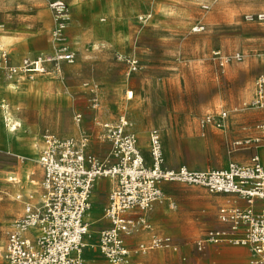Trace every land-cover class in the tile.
<instances>
[{
  "label": "rangeland",
  "instance_id": "rangeland-1",
  "mask_svg": "<svg viewBox=\"0 0 264 264\" xmlns=\"http://www.w3.org/2000/svg\"><path fill=\"white\" fill-rule=\"evenodd\" d=\"M54 1H64L68 6L66 43L78 55L74 64H62L58 80L43 76L41 133L50 130L63 137L86 133L91 138L88 155L104 164L110 146L103 141L99 125L125 117L148 162H151L149 132L156 128L163 136L167 167L185 166L191 170L218 169L236 156L250 159L254 150L247 146H253L258 139L264 144V133L258 129L264 124V115L238 116L256 110L252 102L257 84L264 80V23L245 19L246 15L264 12V0H0V36L37 31L38 28L29 29L25 20L43 9L54 17L50 8ZM205 5L209 10L203 9ZM142 17L147 21H141ZM200 26L205 30L193 32ZM52 30V52L42 55L37 51L34 57L55 54L58 44L52 38ZM125 30H128L126 37L121 33ZM215 52H220L221 58L215 57ZM118 53L125 54L127 59H138V70L129 73L127 60L119 59ZM222 58H228L229 62L223 63ZM95 69L100 78L121 85V90L104 96L100 86L93 87L88 78ZM38 92L34 89L32 96ZM130 92L133 98H129ZM247 93L252 94L251 98L241 105L240 98ZM220 110L229 116L226 129L209 130L202 136L199 118ZM75 115L82 116L79 125L73 121ZM232 118L238 130H233ZM101 142L106 145L99 146ZM237 143L243 146H236ZM6 157H0V171L11 163ZM28 175L16 177L15 183L9 181L13 175L0 172V245H6L13 229L10 228L23 216L24 203L40 200L42 175L39 172L30 175V189L25 184ZM10 185L16 187L12 197ZM103 185L98 180L92 190L91 210L100 206L105 211L109 205ZM110 185L108 182L104 187ZM165 185L173 187L176 208L189 221L193 234L202 239L203 249L198 252L216 256L222 246L249 249L234 245L229 237L219 244L210 241L208 231L220 228L218 206L213 208L216 195L195 186ZM97 190L101 191L98 198ZM17 196L22 200H17ZM89 216L88 211L87 222ZM210 245L214 248L211 252L207 250Z\"/></svg>",
  "mask_w": 264,
  "mask_h": 264
},
{
  "label": "built area",
  "instance_id": "built-area-1",
  "mask_svg": "<svg viewBox=\"0 0 264 264\" xmlns=\"http://www.w3.org/2000/svg\"><path fill=\"white\" fill-rule=\"evenodd\" d=\"M50 8L55 18L52 38L58 44L55 54L26 58L20 65L12 66L7 53L0 51V65L8 80L26 78L32 81L36 75L60 76L62 64L76 62L77 52L66 43L68 6L64 1H54ZM203 9L209 10V6ZM245 19L264 23V12L246 15ZM140 20L146 22L147 18ZM204 30V26H200L193 32ZM214 55L221 58L220 52ZM124 59L129 73L138 70V59ZM228 62L225 58L223 63ZM252 106L264 110V80L257 84ZM81 120V115L73 117L76 125ZM228 120V113L220 110L200 117L198 127L205 136L209 130H225ZM99 127L103 141L110 145V154L104 164L88 155L91 138L86 133L61 137L47 130L42 134L40 200L24 203V214L8 235L5 251L11 264H86L84 253L88 249L98 250L109 264H128L125 236L130 235L136 225L133 212L149 210L160 201L164 183L195 186L212 195L235 197L231 204L219 208L220 228L209 230L208 237L215 244L227 242L225 238L229 237L234 245L248 246L252 264H264V161L260 155L264 144L261 140L247 146L254 150L247 164L229 161L223 168L191 170L185 166L167 167L163 136L156 128L149 132L151 162H148L139 138L130 131L125 117ZM258 129L264 133V124ZM246 143L249 145L251 141ZM236 146L243 145L237 143ZM102 178L114 182L105 210L111 225L100 230L94 238L85 218L94 184ZM17 200L22 197L17 196ZM172 245L170 237H162L155 238L151 247L170 248Z\"/></svg>",
  "mask_w": 264,
  "mask_h": 264
},
{
  "label": "crops",
  "instance_id": "crops-1",
  "mask_svg": "<svg viewBox=\"0 0 264 264\" xmlns=\"http://www.w3.org/2000/svg\"><path fill=\"white\" fill-rule=\"evenodd\" d=\"M25 21L29 24V29L38 28L37 31L10 32L5 36H0V51L7 53L9 64L12 66L19 65L18 63L26 58L34 59L40 57L33 56L37 51H40L42 55H50L52 52L50 32L55 24L52 13L49 10L43 9L38 11L32 18ZM74 31H72V35H74ZM121 33L122 35L124 33L126 37L128 35V30ZM38 39H43V41H39ZM41 47H45V49H40ZM117 55L123 56L125 54L118 53ZM89 74L88 78L93 84L92 86L97 88L99 85V90L103 92L104 96L110 91L114 92V90H121V85L117 86V84L110 83L111 81L109 79L107 80L104 77L100 78L98 70H92ZM43 76H51V78L58 80V76L55 75H36L32 81L26 78L8 80L5 71L0 65V157L5 155L11 162L6 165L5 171L1 170L0 172L13 175L9 178V181L15 183L18 182L16 177L21 176L24 178L25 174H29L26 177L25 183L26 187L29 189L32 185V182H29L30 175L33 172H39L42 175L39 157L44 150V143L41 139L44 116ZM34 89H38L39 92L32 96ZM45 89H50V86H45ZM251 95V93H247L240 98L239 103L241 105H246ZM129 98H133V93L132 97ZM57 110L58 108H55L56 112ZM256 110L248 111L238 116L264 115V110H259L260 112ZM95 116H98V114H95ZM234 121V118L230 121L233 127L235 125ZM233 130L238 129L234 127ZM53 133L59 135L56 132ZM105 145L106 144H102L101 142L99 146L104 147ZM260 155L264 161V150L261 151ZM240 157L241 156H236L234 160L229 161L242 164H247L250 161L249 157L245 160H241ZM100 182L104 184L103 189L107 190L109 199L114 182L105 178L100 179ZM108 182L111 183L110 188L104 187ZM165 184L171 183L162 184L161 189L163 191L165 190L166 193L163 194L160 201L156 202L149 210H137L133 212L136 225L131 231V234L125 236V244L129 250L128 264H252L251 252L244 247L231 248L222 246L216 256H207L206 254L203 255L198 252V250L203 249L202 239L193 234L192 230L189 229L191 227L188 223L189 221H186V217L182 216L181 211L176 208L177 199L171 192L173 187ZM103 189L101 191H103ZM8 190L10 197H12V194L16 193L15 186L10 185ZM101 191L97 190V192H95L97 198L98 193ZM213 200H216L215 203L213 202V208L218 206L219 209L222 206L231 204L235 200V197L216 195ZM98 207L99 208L94 207V210H90L89 213L91 216H89L90 219L88 223L91 226V232L94 238L97 237L100 230L109 228L111 225L109 220L105 217V211H101L100 206ZM8 211L9 210H7V212ZM218 225L220 226L219 222ZM94 226L97 227L96 230ZM12 228L13 226L10 230ZM162 237H170L173 242L172 247L152 248V241L155 238ZM210 246L211 247L207 249L209 252L214 250L212 245ZM5 248L6 245H0V264H11L6 259ZM208 251L206 252L208 253ZM84 259L86 264H109L96 249H88L84 253Z\"/></svg>",
  "mask_w": 264,
  "mask_h": 264
},
{
  "label": "bare ground",
  "instance_id": "bare-ground-1",
  "mask_svg": "<svg viewBox=\"0 0 264 264\" xmlns=\"http://www.w3.org/2000/svg\"><path fill=\"white\" fill-rule=\"evenodd\" d=\"M53 21H55V18L53 17ZM51 47H52V45H51ZM128 95H129V97H132V93H128ZM131 95V96H130ZM96 184V183H95ZM95 184H94V186H95ZM94 189V188H93ZM90 199L92 200V193H91V196H90ZM91 206H92V204H90V208H89V213H90V210H91ZM13 230V229H12ZM247 247V246H246Z\"/></svg>",
  "mask_w": 264,
  "mask_h": 264
}]
</instances>
